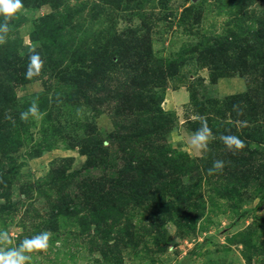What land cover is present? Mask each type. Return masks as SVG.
<instances>
[{
	"label": "rangeland",
	"instance_id": "1",
	"mask_svg": "<svg viewBox=\"0 0 264 264\" xmlns=\"http://www.w3.org/2000/svg\"><path fill=\"white\" fill-rule=\"evenodd\" d=\"M55 3L23 4L0 45V230L52 233L31 264H264V72L247 50L264 0ZM33 101L41 118L22 121ZM194 116L215 137L203 154Z\"/></svg>",
	"mask_w": 264,
	"mask_h": 264
},
{
	"label": "clouds",
	"instance_id": "2",
	"mask_svg": "<svg viewBox=\"0 0 264 264\" xmlns=\"http://www.w3.org/2000/svg\"><path fill=\"white\" fill-rule=\"evenodd\" d=\"M24 7L22 0H0V17H3V23H0V45L7 42V37L11 31L9 21ZM35 47L31 49L28 57V65L25 71L26 79H33L40 75L44 61L35 51ZM233 111L237 116L243 115V110L239 105H233ZM42 113L38 104L33 101L30 106L20 113V119L27 121L29 118L39 119ZM193 119L200 121V127L189 135V148L197 154H203L209 151L210 142L215 139L212 130L208 126L207 120L203 116H194ZM240 126H246L247 122L238 120ZM219 140L230 152H237L245 147L244 141L236 135H221ZM225 166L223 160L213 161L212 167L208 169V174L222 171ZM52 233L42 231L39 234L26 237L18 244L13 243V237L7 230H0V264H31L33 253L46 252L50 246ZM59 244V241L56 242Z\"/></svg>",
	"mask_w": 264,
	"mask_h": 264
},
{
	"label": "trees",
	"instance_id": "3",
	"mask_svg": "<svg viewBox=\"0 0 264 264\" xmlns=\"http://www.w3.org/2000/svg\"><path fill=\"white\" fill-rule=\"evenodd\" d=\"M34 1L35 0H22V3L25 5H29V4H33ZM45 1L48 4H50L52 8H56L55 0H45ZM253 29H257V30L252 33L253 38L248 40V43L250 45L247 46V50L248 52H250V55L252 56L251 57L250 55H248V57L253 58V60H255V58L257 57V60L255 61L254 64V69L260 68L262 72H264V53L261 54L259 52L261 49L264 50V14L261 19L255 21ZM239 42L240 45H238ZM243 42H246L244 38L232 34L229 37V42H227V45L229 46L227 48L233 47L236 50H238L235 54L236 58L234 60L236 61V63L242 61L241 62L242 66H245V64L248 65L249 62L247 63L245 60L246 55H245V51L243 50ZM236 99L237 97H228L224 99L221 103H217L216 105L222 104L224 106V102L229 103L228 105H234L233 103Z\"/></svg>",
	"mask_w": 264,
	"mask_h": 264
},
{
	"label": "crops",
	"instance_id": "4",
	"mask_svg": "<svg viewBox=\"0 0 264 264\" xmlns=\"http://www.w3.org/2000/svg\"><path fill=\"white\" fill-rule=\"evenodd\" d=\"M178 96H180V95H178ZM181 98H182V97H181ZM169 108H171V105L168 106V109H169ZM168 109H167V110H168Z\"/></svg>",
	"mask_w": 264,
	"mask_h": 264
}]
</instances>
